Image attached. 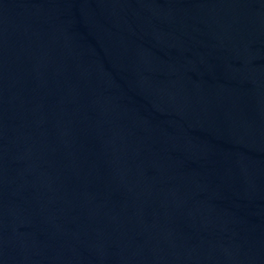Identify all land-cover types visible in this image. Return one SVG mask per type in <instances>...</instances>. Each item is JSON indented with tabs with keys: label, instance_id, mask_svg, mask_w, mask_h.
<instances>
[{
	"label": "water",
	"instance_id": "1",
	"mask_svg": "<svg viewBox=\"0 0 264 264\" xmlns=\"http://www.w3.org/2000/svg\"><path fill=\"white\" fill-rule=\"evenodd\" d=\"M0 264H264V0H0Z\"/></svg>",
	"mask_w": 264,
	"mask_h": 264
}]
</instances>
